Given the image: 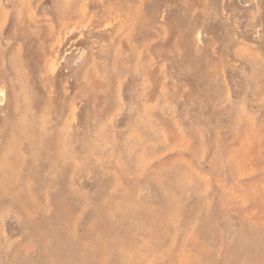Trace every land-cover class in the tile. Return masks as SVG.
Instances as JSON below:
<instances>
[{
    "label": "rangeland",
    "instance_id": "obj_1",
    "mask_svg": "<svg viewBox=\"0 0 264 264\" xmlns=\"http://www.w3.org/2000/svg\"><path fill=\"white\" fill-rule=\"evenodd\" d=\"M0 264H264V0H0Z\"/></svg>",
    "mask_w": 264,
    "mask_h": 264
},
{
    "label": "bare ground",
    "instance_id": "obj_2",
    "mask_svg": "<svg viewBox=\"0 0 264 264\" xmlns=\"http://www.w3.org/2000/svg\"><path fill=\"white\" fill-rule=\"evenodd\" d=\"M171 218V217H170ZM168 217L166 218V221L168 222ZM173 220V219H172ZM145 251H146V248H145V245H141L140 247H139V249L137 250V252H136V254L137 255H139V256H142V255H144V254H146L145 253Z\"/></svg>",
    "mask_w": 264,
    "mask_h": 264
}]
</instances>
